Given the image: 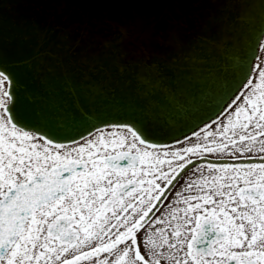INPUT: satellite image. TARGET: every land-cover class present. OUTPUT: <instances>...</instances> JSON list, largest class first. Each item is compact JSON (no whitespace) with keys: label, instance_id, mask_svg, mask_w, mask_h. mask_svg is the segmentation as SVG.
Segmentation results:
<instances>
[{"label":"snow or ice","instance_id":"6c2138e0","mask_svg":"<svg viewBox=\"0 0 264 264\" xmlns=\"http://www.w3.org/2000/svg\"><path fill=\"white\" fill-rule=\"evenodd\" d=\"M216 4L0 2V264H264V58L179 140L82 103L153 96L223 28Z\"/></svg>","mask_w":264,"mask_h":264},{"label":"water","instance_id":"95a60500","mask_svg":"<svg viewBox=\"0 0 264 264\" xmlns=\"http://www.w3.org/2000/svg\"><path fill=\"white\" fill-rule=\"evenodd\" d=\"M0 2L14 5L24 0ZM215 11L223 28L215 30L212 42L196 48L173 69L170 81L153 96H137L129 91L112 95L101 88L84 97L82 103L91 110V121L121 123L135 119L158 136L174 137L214 115L242 78V70L251 63L264 31L261 0H217ZM24 14L21 9L9 8L13 18ZM236 15L241 19L230 25ZM17 71L22 89L39 92L44 87L26 66L19 65Z\"/></svg>","mask_w":264,"mask_h":264},{"label":"flooded vegetation","instance_id":"af4514ba","mask_svg":"<svg viewBox=\"0 0 264 264\" xmlns=\"http://www.w3.org/2000/svg\"><path fill=\"white\" fill-rule=\"evenodd\" d=\"M262 40H264V34H263L262 38L260 39V42H261ZM260 42H259V44H260ZM256 56H260V57L264 58V49H261V48L259 47V45H258V50H257V54H256ZM252 63H255V60H254V59H253V62H252ZM210 120H211V121H214V120H215V115H214L212 118H210L209 120L205 121V122H209ZM199 128H202V124H201L200 126H198L197 128L191 130V131H197ZM191 131H189V132H187V133H184L183 135H190V132H191ZM176 139H178V140H179V139H182V135L176 137ZM162 143H170V141L168 140V141H165V142H162ZM254 162H258V161H254ZM185 175H187V173H185Z\"/></svg>","mask_w":264,"mask_h":264}]
</instances>
